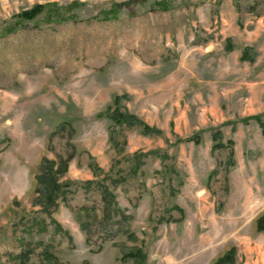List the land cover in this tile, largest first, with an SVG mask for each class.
<instances>
[{"label": "rangeland", "instance_id": "rangeland-1", "mask_svg": "<svg viewBox=\"0 0 264 264\" xmlns=\"http://www.w3.org/2000/svg\"><path fill=\"white\" fill-rule=\"evenodd\" d=\"M262 128L264 0H0V264H264Z\"/></svg>", "mask_w": 264, "mask_h": 264}, {"label": "trees", "instance_id": "trees-1", "mask_svg": "<svg viewBox=\"0 0 264 264\" xmlns=\"http://www.w3.org/2000/svg\"><path fill=\"white\" fill-rule=\"evenodd\" d=\"M166 2V1H165ZM167 3V2H166ZM123 6H125L124 4L123 5H113V7H115L116 9H118L119 10V7L121 8V7H123ZM159 7H161L162 9H167L168 7H170V5H168V4H165L164 6H160L159 5ZM52 13V18L53 19H58V17H57V15H56V11H52L51 12ZM54 13V14H53ZM110 17H106V16H104V19H102L103 21H105L106 19H109ZM94 20H97V19H94ZM117 122H118V120H117ZM262 136L264 137V128H262ZM37 184H38V182H37ZM255 228H256V230L258 231V232H264V214L263 215H261L260 217H258L257 219H256V222H255ZM138 256H140V254L138 255Z\"/></svg>", "mask_w": 264, "mask_h": 264}]
</instances>
